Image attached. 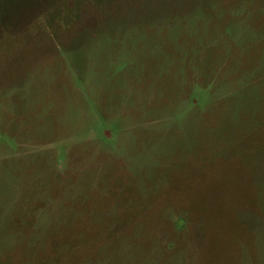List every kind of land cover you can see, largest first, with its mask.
I'll list each match as a JSON object with an SVG mask.
<instances>
[{
	"label": "rangeland",
	"instance_id": "obj_1",
	"mask_svg": "<svg viewBox=\"0 0 264 264\" xmlns=\"http://www.w3.org/2000/svg\"><path fill=\"white\" fill-rule=\"evenodd\" d=\"M0 264H264V0H0Z\"/></svg>",
	"mask_w": 264,
	"mask_h": 264
}]
</instances>
